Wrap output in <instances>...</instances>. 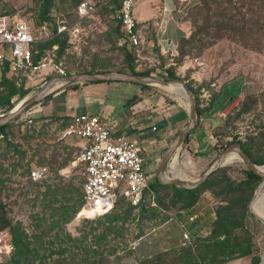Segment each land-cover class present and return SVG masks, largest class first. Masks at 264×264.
<instances>
[{"label": "rangeland", "instance_id": "374dc122", "mask_svg": "<svg viewBox=\"0 0 264 264\" xmlns=\"http://www.w3.org/2000/svg\"><path fill=\"white\" fill-rule=\"evenodd\" d=\"M80 1L71 0L72 7L75 8ZM97 1L106 5L92 16L78 20L71 9L63 17L56 14L54 4L69 9L67 0H53L52 9L46 0H0L1 11H12L35 26L40 21L60 24L62 20L68 31L78 30L74 34L67 31L69 42L65 33L53 48L46 50L45 68L27 74L25 93L17 101L13 99L14 104L22 97L36 93L43 83L56 77L55 65L69 74L128 72L125 59L128 49L123 44L122 30L113 20V11L121 0ZM198 4L199 0H193L184 17L185 38L188 40L184 47L185 56L178 55L177 47L172 55L161 56L160 47L149 40L153 33V28H150L147 41L154 44L149 48H140L139 56H134V69H156V73L149 76L162 79L160 72L164 67L177 68V76L194 91L201 109L208 107L220 89L221 92L224 90L229 102L217 116L222 124L216 131L215 143L237 139L252 161L264 165V42L260 52H255L232 39L216 40L213 32L206 34L203 31L206 13ZM210 6L214 13L215 4L210 3ZM52 33L48 26L42 39L52 42ZM64 40L65 50L59 55L57 49ZM77 86L79 88L80 85ZM148 88L165 100L163 106L168 121H157L158 132L164 129L175 132L184 128L186 120L178 124L179 116L186 113L184 102L165 91ZM50 101L45 98L32 109L28 108L0 133V217L12 240L16 239L15 230L21 239L15 252L0 264H146L156 259L158 252L168 251L166 257L171 258L191 247L179 244L181 239L185 242L182 235L186 230L176 219L187 202L183 197L182 203L174 204L177 195L165 188H157L154 197L139 208L130 209L127 202L120 200L111 211L95 219H78L80 206L74 217L63 223L65 207L80 201L83 171L74 164L80 151L77 143L60 138L72 118L71 112H66V116L63 111L69 106L74 107V97L70 100L59 98L53 106ZM193 133L183 145V153L191 161L185 170V180L197 179L216 158L208 150H199L194 145ZM220 135L222 138L218 137ZM183 153L177 157L179 168L184 162ZM237 158V161L218 169L199 192V197L206 194L211 198L214 211L220 203L242 205L244 201H250L258 185L246 182L244 171L247 168ZM34 167H46L47 180L30 183L27 176ZM155 170L156 166L150 164L149 185L155 183ZM173 171L177 173L176 169ZM178 171L183 177L181 170ZM61 189H68L71 194ZM67 199L70 201L65 202ZM238 221H241V216ZM247 231H234L229 236L231 243H235V251L230 248L232 254L219 258V264H252L244 254L253 235L258 237L259 264H264V238L258 240L261 232L251 227ZM177 241L178 247L174 250L170 244ZM133 243L137 246L131 251L129 248ZM190 243L194 245V239Z\"/></svg>", "mask_w": 264, "mask_h": 264}, {"label": "trees", "instance_id": "16d2710c", "mask_svg": "<svg viewBox=\"0 0 264 264\" xmlns=\"http://www.w3.org/2000/svg\"><path fill=\"white\" fill-rule=\"evenodd\" d=\"M49 1V8H53V0H46V2ZM81 0L80 2H82ZM114 2L116 0H113ZM79 2V3H80ZM122 0L118 3L117 8L114 9L113 13L117 11L120 8ZM78 3V4H79ZM210 3L215 4V10L214 13L211 9ZM77 4V5H78ZM98 7V10H101L106 4H101V2L95 3ZM203 7L206 13L205 17V25L203 26V31L206 34H209V32H213V38L220 39V38H227L232 39L235 42L239 43L241 46H243L246 49H249L251 51L260 52L261 47L263 46L264 42V0H199V4L197 6ZM76 5V6H77ZM5 14H14L12 11H8L5 9ZM44 11L46 12V8H44ZM96 11V12H97ZM212 13V15H210ZM114 20V18H113ZM114 22L117 24V28L121 29L120 24H118L115 20ZM44 24H51L53 26V41L52 42H41L35 46L36 50L38 51L37 54L33 55V64L37 65L39 62H41L45 58V52L46 50L53 48L54 45L58 43V39L61 35L68 36V42H69V33L65 32L62 34L57 35L56 34V25L57 23H51V22H39L37 26H42ZM137 30H139L140 25L137 23ZM122 30V29H121ZM149 40H153L156 42L155 33H152V37ZM65 40L63 43L59 46L58 54H62L65 50ZM188 40L183 37L178 41L177 44V51L178 55L185 56L184 47L187 45ZM126 47L127 45L124 44ZM142 47V44L135 47V48H129L127 47L128 51L125 53V59L127 62V69L128 72H120V73H127L130 75H140V76H149L152 73H156V69H150L149 71H135L134 69V56H139L140 48ZM6 68L2 72V75L0 77V111L5 112L9 109H11L14 105V102L12 101L17 99L25 93V78L21 75L14 77L12 79L6 78ZM166 70V69H165ZM164 69L160 72V76L163 77L162 73L165 71ZM176 68H171V70L168 72V77L166 80H175L180 79L175 73ZM167 71V70H166ZM103 72H112V71H96V72H86L88 74L93 73H103ZM118 72V71H114ZM67 73V72H66ZM69 73H67L68 75ZM58 77V75H56ZM184 81V80H183ZM89 84H99V83H88ZM188 86V85H187ZM189 87V86H188ZM190 88V87H189ZM78 89L77 85L70 86L63 90V94H66V92L72 90L76 91ZM141 89L143 91H151L156 92L154 90H151L150 88L146 86H141ZM190 90L195 95L194 91L190 88ZM220 93L216 95L215 98L211 101L210 105L207 108L201 109L199 106V103L197 101V111L199 114V117H204L206 114H214L218 111V109H221L223 111L225 105L229 102V98H224V101L218 104V98ZM223 95V91L221 93V96ZM196 97V95H195ZM52 97H48L47 101H50ZM137 98L134 97L130 100V102H133ZM36 105L30 107L29 109H32ZM36 120V119H32ZM222 121L220 119H217L216 124L211 129L213 131H217L219 127L221 126ZM185 125V124H184ZM8 127H10V124H6L2 127H0V133H3ZM200 127V124L197 128ZM182 128V127H181ZM179 128L177 130V133L181 130ZM197 128L194 130L196 131ZM66 129V128H65ZM192 131V132H194ZM191 133V132H190ZM220 133V132H219ZM217 133H214V136ZM219 138H222V135L218 136ZM189 138L186 139V142H188ZM232 143H238L241 146V149L243 152H245L248 157L251 159L250 154L245 150L243 144L237 140L233 139L232 141L225 142L220 140V142L214 143L209 149L208 153H213L214 158L217 157L220 153H222L230 144ZM252 160V159H251ZM254 162V161H253ZM256 163V162H254ZM258 165H263L262 163H257ZM246 182L255 184L260 183V178L255 176L253 173H251L248 169L244 171ZM209 183V180H207L205 183H203L200 187H198L195 190H182L175 188L173 186H157L155 183L150 184L148 190L144 192L143 198L136 204L132 205L130 202H128L124 197H119L116 201V204L120 200L127 202L130 209H136L143 205H145L146 202H148L149 198L154 197V192L157 188H165L169 189L172 192H174L177 196H175V202L182 203L183 197L184 200L187 202L184 207L181 208V211L178 212L177 218L181 220L182 222H188L189 218L192 216L191 210L196 205L200 191H202L205 186ZM68 189H66L67 191ZM61 191H65V189H61ZM65 191V193H66ZM66 194H71L70 191H67ZM52 197L54 194H51ZM70 199L65 200V202H69ZM249 203V200L244 201L243 204H225L220 203L218 208L214 211V216L211 219L210 222V228L207 231L206 235L199 236L198 232L199 230L195 229L198 226V222H192V224L188 227V233L190 236V240L194 239V245H191L189 242H183L179 243L183 247H188L186 250L183 249L182 251H179L178 254H175L173 257L169 258L167 256L168 251L164 252H158L155 257L156 259L152 261H148L146 264H219V258L226 256L227 254H232L229 252V249L232 248L233 252L235 251L234 245L235 243H231V240L229 238L230 235L234 233V231H246L248 233V228H254L252 225L255 226H261V224L247 211V205ZM83 204V196L81 192V198L80 201L78 200L73 206L71 207H65L66 209L63 210V214H65V219H62L63 223L70 221L74 214L77 212V210L82 206ZM115 204V205H116ZM225 204V205H224ZM70 213V214H68ZM241 216V221L239 222V218ZM118 221V218L116 219ZM166 222V221H165ZM164 223V222H163ZM4 221L0 217V229H4ZM261 228L264 231V227L261 226ZM15 234V241H13L14 244V251L16 250V246L20 245V236H18L17 230L14 231ZM253 238L250 243H248V247L245 251V256L249 257L251 259L252 264H259L260 257L258 255V243H256V237L252 236ZM221 238H223L221 240ZM258 238V237H257ZM170 247L172 249L178 247V241L177 243L170 244ZM175 250V249H174ZM12 253V254H13ZM154 257V258H155ZM165 257V258H162ZM148 258V257H147ZM145 258V260H147ZM5 260V259H4ZM196 261V263H194Z\"/></svg>", "mask_w": 264, "mask_h": 264}, {"label": "built area", "instance_id": "2783aa9c", "mask_svg": "<svg viewBox=\"0 0 264 264\" xmlns=\"http://www.w3.org/2000/svg\"><path fill=\"white\" fill-rule=\"evenodd\" d=\"M138 1L122 0L113 16L121 26L123 44L129 48H135L143 42L133 15ZM97 9L93 1L83 0L75 7L73 14L78 20H83L95 14ZM48 26L53 29L51 24L35 26L15 13L9 15L0 10V72L6 68L8 76L14 78L19 75L27 77L29 72L44 69V59L34 65L33 55L38 53L35 46L44 42L42 35L46 34ZM67 31L68 27L63 21L56 25L57 35ZM68 32L74 34L78 30ZM53 70L58 77L67 76L60 66H53ZM162 75V79H166L168 72L165 70ZM60 138L83 143L74 162L83 171V204L77 214L78 219H95L105 215L115 206L119 197H124L132 205L143 198L149 188V170L140 147L124 134H117L97 115L76 114ZM47 177L46 167H34L27 176L30 183H41ZM182 238L185 242L190 241L186 232ZM136 246L137 243H133L129 249L134 251ZM13 251L14 244L9 230L0 229V263Z\"/></svg>", "mask_w": 264, "mask_h": 264}, {"label": "crops", "instance_id": "0c3cea01", "mask_svg": "<svg viewBox=\"0 0 264 264\" xmlns=\"http://www.w3.org/2000/svg\"><path fill=\"white\" fill-rule=\"evenodd\" d=\"M94 3L99 1L91 0ZM69 9L62 6L55 5L56 14L60 17L69 13L70 9L74 12L71 0H67ZM193 0H139L133 10V15L136 22L140 25V34L142 36V46L149 48L154 43H150L147 40L148 31L153 28L155 33L156 43L160 47V54L164 56L166 54L173 53L177 47L178 41L187 36V30L184 29V17L189 6H191ZM101 4H106L101 2ZM62 21V20H61ZM147 41V42H146ZM172 67L166 69L167 72ZM1 70L0 77L2 72ZM176 75H178V69L176 68ZM69 75V74H68ZM6 78L12 79L8 76L7 71ZM24 77V76H23ZM26 83V82H25ZM135 86V87H132ZM221 90H219L218 104L224 101L226 98L225 91L221 96ZM70 94L66 92L63 94V90L58 91L51 97L52 106L57 99L65 98L66 100L74 97V107L69 106L66 108V112H71L72 117L76 114H90L99 116L105 123L111 126L117 134H124L132 143L138 145L144 156L146 166L149 170L150 164H154V167L158 164L161 157L167 150L169 144L177 133V130L164 129L158 132L157 121L167 120V114L163 106L164 98L157 92L143 91L141 86L130 83H99V84H82L76 91L70 90ZM137 99L130 102L132 98ZM79 99L82 101L79 102ZM210 102V101H209ZM210 105V104H209ZM208 105V106H209ZM166 107V106H165ZM80 109V110H78ZM84 110V111H82ZM222 113L221 109H218L214 114H206L204 117H199L200 127L194 131L195 144L199 150H208L215 143V131L211 130L217 122V116ZM185 117H184V116ZM179 116L178 124L186 120L188 121L187 113ZM183 118V120H182ZM185 124V125H186ZM155 127V130L152 128ZM185 127V126H184ZM183 129V128H182ZM74 140V139H72ZM78 148L81 150L83 143L78 140H74ZM183 153V148L180 153ZM184 162L180 166V170L183 173L182 179H186L185 170L190 166V159L183 153ZM192 216L188 222L181 224L182 229H185L188 235V227L192 222H198V235H206L209 230V223L214 216V205L208 195H201L193 207L191 212ZM192 218V220H190ZM264 227L263 225H261ZM259 226L252 225L261 232V237L258 239L261 241L264 238V231ZM208 227V228H207ZM183 232V233H184ZM179 242L183 243L182 239Z\"/></svg>", "mask_w": 264, "mask_h": 264}, {"label": "water", "instance_id": "95a60500", "mask_svg": "<svg viewBox=\"0 0 264 264\" xmlns=\"http://www.w3.org/2000/svg\"><path fill=\"white\" fill-rule=\"evenodd\" d=\"M130 83L139 86L151 87L154 89L165 91L163 88L169 85H179L182 91L185 93L188 107L186 108L187 113V124L186 126L174 137L169 144L167 150L161 157L160 161L156 165L154 174V182L159 185L173 186L182 190H195L205 183L218 169L228 165L226 160L229 154L236 153L239 156L240 162L243 163L246 168L253 173L255 176L260 178V183L257 185L254 194L247 205V211L251 214L261 225L264 226V218L256 215L253 211V206L264 193V171H261L260 165L254 163L248 155L243 152L240 144H230L222 153H220L207 167V169L194 180H183L181 178L166 177L164 174L165 168L169 161L175 156L179 155V152L183 148V145L189 136L190 132L194 131L199 125V114L197 111V100L193 92L187 86L185 81L182 79L166 80L152 76H140L130 75L127 73L120 72H103V73H81V74H69L65 77H54L49 81L43 83L39 90L31 95H26L18 103L14 104L13 107L0 114V127L10 123L19 117L24 111L38 103L39 101L52 96L57 93L58 90H64L72 85H82L88 83ZM60 83L59 87L53 89L54 84ZM56 91V92H55ZM55 92V93H54ZM166 92V91H165ZM168 93V92H167ZM170 94V93H169ZM173 95V94H171ZM175 96V95H174ZM177 97V96H176ZM181 100V99H180ZM239 162V163H240ZM236 163V162H235ZM232 164V163H230Z\"/></svg>", "mask_w": 264, "mask_h": 264}, {"label": "bare ground", "instance_id": "6f19581e", "mask_svg": "<svg viewBox=\"0 0 264 264\" xmlns=\"http://www.w3.org/2000/svg\"><path fill=\"white\" fill-rule=\"evenodd\" d=\"M60 83H56L54 84L53 86V89L59 87ZM166 92L170 93V94H173L175 96H177L179 99H181V101L184 102V106H186V108L188 107V101H187V98H186V95L185 93L182 91L181 87L179 85H169L165 88H163ZM26 98V97H24ZM24 98H21V100H23ZM19 102V101H18ZM17 102V103H18ZM237 154L236 153H231L228 155L227 157V163L231 162V161H237ZM177 157L178 155L175 154V156L171 159V161L168 162L166 168H165V171H164V174L166 177H173V178H181L182 179V174L179 173V167H178V163H177ZM239 157V156H238ZM239 162H240V159H239ZM177 171V173L175 174L173 170ZM261 171H264V165H260V168H259ZM173 171V172H172ZM253 211L256 215L264 218V193L261 194V196L259 197V199L257 200V202L254 204L253 206Z\"/></svg>", "mask_w": 264, "mask_h": 264}]
</instances>
